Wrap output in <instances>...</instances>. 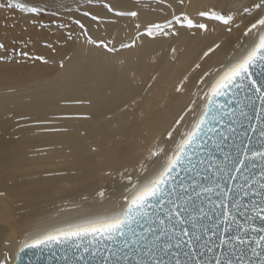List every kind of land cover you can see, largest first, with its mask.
Masks as SVG:
<instances>
[{"label": "bare ground", "instance_id": "6f19581e", "mask_svg": "<svg viewBox=\"0 0 264 264\" xmlns=\"http://www.w3.org/2000/svg\"><path fill=\"white\" fill-rule=\"evenodd\" d=\"M211 3H218L215 11L236 12L231 33L220 22L199 16L212 10ZM250 4L80 0L79 10L68 14L85 24L87 35L115 46L116 52L87 43L73 22L71 40L69 32L49 38L41 30L33 34L28 50L12 43L0 50L11 57L0 61V264L6 258L15 264L26 240L66 224L113 215L130 187L129 176L135 182L155 174L165 156L151 155L156 151L153 141H159L155 148L170 153L179 134L196 119L215 70L251 44L243 36L250 19L243 8ZM173 10L206 23L207 31L175 25L165 29L175 34L146 35L148 24L171 20ZM128 11L138 16L116 15ZM133 40L132 47L120 48ZM209 48L214 51L205 56ZM25 51L28 57L19 55ZM190 107L194 110L188 111ZM141 162L147 171L139 168Z\"/></svg>", "mask_w": 264, "mask_h": 264}, {"label": "snow or ice", "instance_id": "6c2138e0", "mask_svg": "<svg viewBox=\"0 0 264 264\" xmlns=\"http://www.w3.org/2000/svg\"><path fill=\"white\" fill-rule=\"evenodd\" d=\"M105 6L113 11L111 5ZM5 8L31 14L33 24L45 13L57 15L46 5L14 0L0 3V9ZM243 11L250 17L243 36L251 44L215 70L196 119L179 134L171 152L157 148L151 153L165 156L155 174L135 182L129 176L130 187L113 215L54 228L24 241L21 252L37 248L48 249L53 255L58 252L61 264H264V0H251ZM116 15L136 17L138 13ZM199 16L220 22L229 33L237 19L235 11H200ZM74 23L87 43L117 51L87 35L81 20ZM175 25L208 28L187 13L176 15L173 10L171 20L150 23L145 32L149 37L168 36L175 33L165 29ZM67 38L71 40L73 33ZM134 44L135 40L121 43L120 48ZM0 50H7L5 43L0 42ZM212 51L214 48H209L204 55ZM19 55L28 57L29 53ZM6 59L11 57L0 55V61ZM242 93L246 103L239 99ZM174 131L168 133L170 139ZM217 151L222 154L219 163L213 158ZM256 168L258 174L252 171ZM141 169L147 171L143 165ZM238 217H243V222ZM3 264H8L7 258Z\"/></svg>", "mask_w": 264, "mask_h": 264}, {"label": "rangeland", "instance_id": "374dc122", "mask_svg": "<svg viewBox=\"0 0 264 264\" xmlns=\"http://www.w3.org/2000/svg\"><path fill=\"white\" fill-rule=\"evenodd\" d=\"M33 1L41 5H46L52 10L57 11V15L52 16L49 13H45L36 18L38 22L36 24H33L31 21L34 17L29 13L23 12L18 8L0 9V42L5 43V45L7 44L6 49H8L7 46H9L10 43H12L10 45L16 44L26 50L30 49L33 46L32 43L34 40V36H37V33L41 30H44V34L48 33L46 37L49 38H58L63 32H72L74 34L75 31L74 27H72V22L74 23L76 19L72 15L68 14V12L79 10L78 7H81L83 5L82 1L81 6L79 5L80 0ZM5 2L6 0H0V3ZM14 2L25 3L23 0H14ZM208 7H210L212 10H216L218 9L219 5L218 3H211L208 4ZM218 12L226 13V11L222 9H220ZM61 24H64L65 27L61 28L59 26ZM26 32H30L31 34H27ZM0 68L3 69L4 66ZM197 68L198 67L196 65L193 69H191V72H193ZM197 95L198 93L195 94V98L197 97ZM188 96L189 94L186 96V98ZM170 121L172 122L173 119L170 118ZM140 136L136 138L138 142ZM153 143L156 147L158 146L159 141L154 140ZM155 147L153 148V150H157V148ZM142 164L143 162H141L140 165ZM139 168H141V166Z\"/></svg>", "mask_w": 264, "mask_h": 264}, {"label": "water", "instance_id": "95a60500", "mask_svg": "<svg viewBox=\"0 0 264 264\" xmlns=\"http://www.w3.org/2000/svg\"><path fill=\"white\" fill-rule=\"evenodd\" d=\"M241 103H246L243 97V93L239 97ZM226 102V101H224ZM257 147H259V144L257 142ZM221 153L217 151L214 154V159H216V162H220ZM252 171L259 173V168L253 169ZM238 219L243 222V217H238ZM259 224V221L256 222ZM59 253L57 252L55 255H53L52 251L48 249H25L23 252L19 250V259L15 262V264H61V261L58 259ZM3 264V262L1 263Z\"/></svg>", "mask_w": 264, "mask_h": 264}]
</instances>
